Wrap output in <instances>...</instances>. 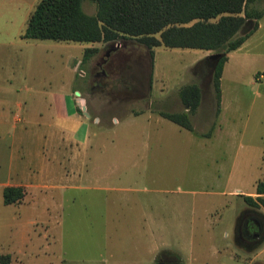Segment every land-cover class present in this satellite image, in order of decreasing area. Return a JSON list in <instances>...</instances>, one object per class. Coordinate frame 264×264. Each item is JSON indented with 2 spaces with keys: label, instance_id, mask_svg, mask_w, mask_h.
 Returning a JSON list of instances; mask_svg holds the SVG:
<instances>
[{
  "label": "rangeland",
  "instance_id": "1",
  "mask_svg": "<svg viewBox=\"0 0 264 264\" xmlns=\"http://www.w3.org/2000/svg\"><path fill=\"white\" fill-rule=\"evenodd\" d=\"M254 7L264 8V0ZM82 8L87 14L96 11L92 0H82ZM25 22L19 18L8 36L19 37ZM260 36L257 49L237 52L224 64V128L211 137L207 133L216 118L212 74L200 68L212 52L149 50L128 38L100 44L82 66L85 77L73 72L84 82V96L100 100L104 119L99 124L110 111L126 116L142 108L136 104L142 97L151 98L156 110L184 112L179 90L196 83L200 102L188 112L193 132L166 121L162 140L148 139L152 149L145 150L144 139L119 124L91 137L77 159L86 166L69 174L68 164L52 161L49 172L42 170L46 180L36 178L33 184L40 185L30 192L23 188L19 203L4 204L0 187V255H9V264H143L151 246L153 264L162 253L185 264H264V242L249 250L233 235L245 208L264 215V201L251 206L242 196L264 179V78L258 77L264 71V18L255 34ZM106 51L112 55L99 66ZM38 70L32 67L31 74ZM109 98L123 102L107 105ZM38 146L49 149L43 139ZM7 159L5 139L0 140V183L8 180Z\"/></svg>",
  "mask_w": 264,
  "mask_h": 264
},
{
  "label": "crops",
  "instance_id": "2",
  "mask_svg": "<svg viewBox=\"0 0 264 264\" xmlns=\"http://www.w3.org/2000/svg\"><path fill=\"white\" fill-rule=\"evenodd\" d=\"M32 3L25 0L0 2V140L5 139L9 170L8 180L0 183L1 192L5 186H22L26 189L25 192H30L33 186L40 185L33 184L36 178L39 181L44 178L46 180V177L42 176V170L47 169L46 172H49L52 161L68 164L65 171L69 174L82 169L86 164L78 163L77 159L80 153L90 147L91 137L113 131L119 124L132 127L135 133L144 139L141 142L142 149H152V142L148 139L162 140V127L167 124L166 121H170L158 113L168 110H156L152 106L151 98L142 97L136 101V104L143 105L142 108L131 110L126 116H119L110 111L106 114V122L99 124L104 119L98 109L100 100L87 99L84 96V82L79 78H84L86 74L80 65L84 49H98L102 43L25 42L19 37H9L10 26L19 18H27ZM263 18L264 15L258 19L257 29L237 49L227 54L226 65L233 54L241 51L249 53L262 43L263 37H255V34L261 30ZM110 53L106 51L103 54L99 66L105 64L112 55ZM46 65L50 69L48 73L41 69ZM34 66L39 70L31 74ZM139 67L141 68V65ZM78 70L83 74L76 78L73 72ZM258 77L263 79L264 71ZM78 98L89 117L84 115L82 109L81 113L78 112ZM113 102L121 105L123 98H109L108 101L106 99L107 105ZM186 110L187 106L184 111ZM222 112L221 89L220 112L215 116L209 137L224 128ZM196 136L204 137L198 134ZM42 139L47 142L48 150H41L39 146L34 148L35 143L38 140L41 142ZM244 195H252L254 198L257 196L254 192ZM149 248L150 259L148 262L145 260L143 264H153L151 246ZM177 261L185 264L182 260Z\"/></svg>",
  "mask_w": 264,
  "mask_h": 264
},
{
  "label": "trees",
  "instance_id": "3",
  "mask_svg": "<svg viewBox=\"0 0 264 264\" xmlns=\"http://www.w3.org/2000/svg\"><path fill=\"white\" fill-rule=\"evenodd\" d=\"M94 14H87L82 0H37L27 15L19 39L25 42L52 41L65 43H114L120 39H138L149 50L163 47L178 50H203L219 53L212 71L216 115L220 112V79L228 53L237 49L258 27L264 8L257 0H92ZM252 22L249 31L241 29ZM97 51L84 49L83 66ZM184 112L158 111L171 122L193 131L189 113L200 102V88L191 83L179 90ZM78 112L81 109L77 107ZM210 135V133H207ZM254 193L264 195V179L258 180ZM24 196L22 186H5L4 204L19 203ZM244 202L259 206L261 197L242 195ZM9 255H0V264H9Z\"/></svg>",
  "mask_w": 264,
  "mask_h": 264
},
{
  "label": "flooded vegetation",
  "instance_id": "4",
  "mask_svg": "<svg viewBox=\"0 0 264 264\" xmlns=\"http://www.w3.org/2000/svg\"><path fill=\"white\" fill-rule=\"evenodd\" d=\"M202 64L204 69L200 70L204 75H211L213 61L207 59ZM233 235L237 245L249 250L258 248L264 242V215L251 207L245 208L236 218ZM155 260L156 264H181L164 253Z\"/></svg>",
  "mask_w": 264,
  "mask_h": 264
},
{
  "label": "water",
  "instance_id": "5",
  "mask_svg": "<svg viewBox=\"0 0 264 264\" xmlns=\"http://www.w3.org/2000/svg\"><path fill=\"white\" fill-rule=\"evenodd\" d=\"M249 24H250V27H249V29L246 30V32L249 31V30L251 29V27H252V22H248V23H246V24L244 25V27H243V28H245L246 25H249ZM243 28L241 29V33H244V31H243L244 29H243ZM219 56H220L219 53H212V54H210V55L207 56L208 59H211V60L213 61V64H212V67H211V74H212V71L214 70V68H215V66H216L217 59H218ZM81 106H82V105H81ZM81 109H82L84 115H85L86 117H89V114H88V113L86 112V110H85V106H82Z\"/></svg>",
  "mask_w": 264,
  "mask_h": 264
},
{
  "label": "built area",
  "instance_id": "6",
  "mask_svg": "<svg viewBox=\"0 0 264 264\" xmlns=\"http://www.w3.org/2000/svg\"><path fill=\"white\" fill-rule=\"evenodd\" d=\"M118 44V43H117ZM83 74V72L82 71H79V75H82ZM78 105L81 107V105H82V102H81V100L78 98Z\"/></svg>",
  "mask_w": 264,
  "mask_h": 264
}]
</instances>
